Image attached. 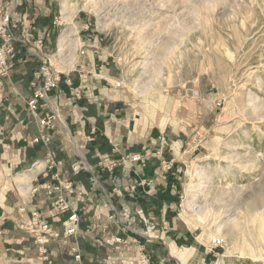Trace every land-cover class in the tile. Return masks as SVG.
I'll use <instances>...</instances> for the list:
<instances>
[{
    "label": "rangeland",
    "instance_id": "rangeland-1",
    "mask_svg": "<svg viewBox=\"0 0 264 264\" xmlns=\"http://www.w3.org/2000/svg\"><path fill=\"white\" fill-rule=\"evenodd\" d=\"M17 1L20 34L45 31L58 88L64 74L78 73L81 56L105 55L120 95L142 115L183 130L188 150L177 169L176 209L202 237L208 264H264V0ZM14 85L13 77L0 85L2 100ZM18 174L0 159V202L20 193ZM128 189L112 192L113 214L114 192ZM187 194L193 208L185 212ZM213 238L221 241L216 249Z\"/></svg>",
    "mask_w": 264,
    "mask_h": 264
},
{
    "label": "crops",
    "instance_id": "crops-1",
    "mask_svg": "<svg viewBox=\"0 0 264 264\" xmlns=\"http://www.w3.org/2000/svg\"><path fill=\"white\" fill-rule=\"evenodd\" d=\"M7 1L0 0V5ZM34 2L38 7L43 0ZM77 63L78 73L64 74L54 90L61 95L57 105L66 120L51 132L52 155L48 146L33 141L39 124L26 104L32 90L24 63L11 72L17 89L12 95L8 91L11 96L3 103L0 98V159L19 172L20 190L0 202V259L5 264H31L39 254L27 229L34 213L64 232V222L76 210L77 233L48 244L53 264H138L141 244L156 264H181L180 258L185 264H208L210 252L200 250V242L195 245L198 236L176 209L181 187L177 169L188 150L183 130L142 115L120 95L112 87L110 57L88 53ZM46 110L42 104L40 113ZM135 154L141 158L133 160ZM111 162L116 163L113 170L107 167ZM75 163L80 164L78 172L72 169ZM118 184L129 189L114 192L115 215L112 192ZM60 194L69 200L70 209L59 210Z\"/></svg>",
    "mask_w": 264,
    "mask_h": 264
},
{
    "label": "built area",
    "instance_id": "built-area-1",
    "mask_svg": "<svg viewBox=\"0 0 264 264\" xmlns=\"http://www.w3.org/2000/svg\"><path fill=\"white\" fill-rule=\"evenodd\" d=\"M18 3L17 0H8L7 3L0 5V85H3L6 79L11 80V72L14 68L12 56L16 52L19 44L24 45L27 53L34 55L39 60L38 68L33 73V78L30 82L32 95L26 99L28 111L37 118L39 124V134L33 138V141L43 142L46 146H49L52 140L51 132L57 128L55 120L59 117L57 112V99L61 95L58 93L54 94V90L58 89L61 76L58 70L52 66L47 54L43 50L45 46V31L38 27L35 28V26L32 28L29 27L22 34L16 31L20 24L16 18L18 15ZM33 30L35 31L33 32ZM68 82L70 83L71 80L68 79ZM77 95H80L78 91ZM42 104L46 105L47 110L40 113V106ZM49 154L52 155L51 151H49ZM131 158L133 160H139L141 156L135 154ZM115 165L116 163L112 164L111 162L107 167L113 169ZM54 166L55 161L52 160L50 168ZM72 169L78 172L80 164H73ZM66 187L71 189L72 183L67 182ZM57 204L60 211H66L71 207L69 200L63 194L58 196ZM79 219V213L73 210L64 222V232H61L59 229L53 227L51 223L43 219L39 213H34L27 229L35 238L39 254L37 260L31 264H53L48 253L49 242L62 235H75L78 231ZM118 240L120 239L118 238ZM220 244L221 241L217 238L211 240V247L213 249H216ZM139 251L138 264H156L144 244L140 245ZM76 256L80 259L79 254Z\"/></svg>",
    "mask_w": 264,
    "mask_h": 264
},
{
    "label": "trees",
    "instance_id": "trees-1",
    "mask_svg": "<svg viewBox=\"0 0 264 264\" xmlns=\"http://www.w3.org/2000/svg\"><path fill=\"white\" fill-rule=\"evenodd\" d=\"M22 10L24 11V9H22ZM38 20H39V19H38ZM38 20H36L35 23H37L38 26H41V24L39 25ZM53 31H54V30H50V36L54 34ZM26 54H27V53H26V49H24V48L20 45V46H18V49L16 50V52H15L14 55L12 56V60H13V62H14V66L24 63V69L27 70L28 75L31 76V77H30V80H29V82H31V81H32V78H33V73H34L35 70L38 68L39 60H38L37 58L32 57V59L28 60V61L25 63L24 58H25ZM16 55H17L19 58H22L21 61H19V59H17L18 57H16ZM13 57H14V58H13ZM15 58H16V59H15ZM62 78H63V76H62ZM31 95H32V91H31ZM31 95H30V96H31ZM30 96H29V97H30ZM3 102H4V100H3L1 103H3ZM0 114H1V112H0ZM37 143H38V144H43V145H44L43 142H37ZM50 144H52V140H51V143H50ZM50 144H49V146H48V149H50L49 151H53V150H52V146H50ZM80 172H82V171H80Z\"/></svg>",
    "mask_w": 264,
    "mask_h": 264
},
{
    "label": "bare ground",
    "instance_id": "bare-ground-1",
    "mask_svg": "<svg viewBox=\"0 0 264 264\" xmlns=\"http://www.w3.org/2000/svg\"><path fill=\"white\" fill-rule=\"evenodd\" d=\"M63 13V16H64V21H68V19H69V10H67V8L66 7H64L63 8V11H62ZM68 24V23H67ZM65 34V33H64ZM65 44V43H64ZM61 119V118H60ZM59 119V117H58V121H59V123L61 122V120ZM63 126H65L64 124H63ZM30 172V171H29ZM34 173V172H33ZM27 174V173H26ZM25 174V175H26ZM21 181H23L24 180V178H21L20 179ZM30 182V181H29ZM18 185V184H17ZM19 186H20V184H19ZM22 186H23V184H22ZM22 188H25V186L24 187H22ZM22 188H20V189H22ZM30 190V189H29ZM189 194V193H188ZM187 194V196H186V198H184V200H183V208H184V211L185 212H188L191 208H193L192 207V203H191V199H190V195H188ZM192 198V197H191ZM194 206V205H193ZM202 237H200V236H198V238H197V241H196V243H195V245L197 246V244L199 243V241H200V239H201Z\"/></svg>",
    "mask_w": 264,
    "mask_h": 264
}]
</instances>
